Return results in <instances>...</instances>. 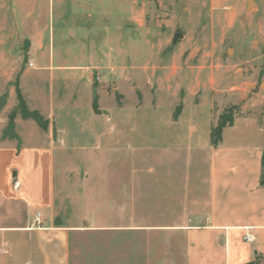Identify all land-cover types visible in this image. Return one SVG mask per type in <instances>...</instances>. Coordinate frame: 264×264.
Listing matches in <instances>:
<instances>
[{
    "label": "rangeland",
    "instance_id": "1",
    "mask_svg": "<svg viewBox=\"0 0 264 264\" xmlns=\"http://www.w3.org/2000/svg\"><path fill=\"white\" fill-rule=\"evenodd\" d=\"M148 1L139 5L132 37L109 39L82 31L73 37L50 36L54 7L0 0V97L6 101L0 109V136H17L14 122L6 125L19 107L18 96L28 111L36 107L45 120L53 107L46 132L29 121L21 136L28 144L38 143L41 133L53 142L56 224L106 226L132 216L138 226L166 227L137 237L153 242L158 264H212L210 255L216 251L208 244L198 251L193 239L177 229L200 224L207 216L209 133L222 110L237 107L240 115L235 129H224L223 143L256 142L257 125L264 128V0ZM109 45L115 49L110 59L119 62L121 57L123 66L135 68L131 81L99 84L93 75L90 91L30 67L42 64L39 55L46 61L50 46L60 63H104ZM121 49L125 53L118 57ZM171 68L177 74L169 82ZM168 87L180 102L168 97ZM93 94L100 100L96 117L89 112ZM159 95L166 98L158 102ZM181 100L182 114L172 124V106L179 109ZM131 107L141 108L127 111ZM120 108L127 110L117 115ZM244 116L255 124L240 119ZM128 206L137 212L118 210ZM197 254L201 261L193 258Z\"/></svg>",
    "mask_w": 264,
    "mask_h": 264
},
{
    "label": "crops",
    "instance_id": "2",
    "mask_svg": "<svg viewBox=\"0 0 264 264\" xmlns=\"http://www.w3.org/2000/svg\"><path fill=\"white\" fill-rule=\"evenodd\" d=\"M24 3L54 7L55 22L50 26V36L58 33L60 37H73L77 31H82L112 39L132 37L135 34L133 28L139 22V5L149 1L25 0ZM59 7L68 8L59 11ZM107 49L106 62L91 60L80 65L55 61L50 46L46 61L39 55L37 60L42 64L35 67L32 63L31 67L45 71L51 78L55 75L65 77L71 84L84 85L90 91L93 75L98 77L99 84L131 81L136 75L135 68L121 64L120 55L125 50L118 51L120 59L115 62L110 59L115 49L110 45ZM169 70L168 81L171 82L175 79L177 69ZM22 76H26V73ZM24 88L22 84L21 89ZM170 90L168 87V97L173 98L174 102H180L178 94ZM93 96L97 97L93 94L91 101ZM192 96L193 93H190L189 98ZM163 98H166L165 95H159L157 101ZM33 99L30 97L29 102H33ZM98 100L97 97V105ZM181 102V107L176 105L179 109L175 110L172 106L174 115L169 118L172 124L180 119L183 111ZM140 108H120L116 114H121L124 109L137 112ZM33 110L37 111V108ZM89 112L96 117L92 109ZM103 113L106 114L105 111ZM53 114V107L50 106L49 114L44 116L47 121H52ZM240 119L255 124V120L249 117ZM5 122L3 119L2 127ZM26 123L29 121L15 118L16 138L0 136V264H156L153 242L149 238L140 242L137 237L140 234L147 236L166 227L138 226L132 216L124 221L118 218L106 226L90 221L77 226L54 222L55 148L50 137H43L41 133H38V143L24 142L21 131ZM235 123L236 119L228 128L235 129ZM256 137L259 139L256 142L223 143L221 140L217 147H212L209 133L207 216L200 224H182L177 230L192 238L198 251L203 244L215 250L210 255L212 264H217L218 260L220 264H264V186L259 184L264 128L258 125ZM118 210L130 215L137 212L133 206L119 207ZM90 235H107L112 239L99 241V238H90ZM246 235L253 237V242H246ZM204 236L209 241L203 243ZM139 246H143L141 253L138 251ZM218 247L221 248L220 254L217 253ZM88 256L94 262L88 260ZM200 256L197 254L193 258L201 261ZM161 264L171 262L165 260Z\"/></svg>",
    "mask_w": 264,
    "mask_h": 264
},
{
    "label": "trees",
    "instance_id": "3",
    "mask_svg": "<svg viewBox=\"0 0 264 264\" xmlns=\"http://www.w3.org/2000/svg\"><path fill=\"white\" fill-rule=\"evenodd\" d=\"M19 107L16 108L9 116L7 127H13L14 119L19 116L22 120L32 121L42 131L46 132L48 129V121L45 120L37 111H28L24 101L18 96ZM92 110L95 114H99L97 105V97L93 96ZM237 107H229L222 110L217 116L215 124L210 130V144L212 147H217L222 140V133L225 128L231 127L236 118H239V113L236 112ZM262 173L260 177V186H264V152L261 157Z\"/></svg>",
    "mask_w": 264,
    "mask_h": 264
},
{
    "label": "built area",
    "instance_id": "4",
    "mask_svg": "<svg viewBox=\"0 0 264 264\" xmlns=\"http://www.w3.org/2000/svg\"><path fill=\"white\" fill-rule=\"evenodd\" d=\"M31 66H32V64L30 65V67ZM38 217H39V215H37L36 221H38ZM245 241L248 242V243H251V242H253V237L246 235L245 236Z\"/></svg>",
    "mask_w": 264,
    "mask_h": 264
},
{
    "label": "water",
    "instance_id": "5",
    "mask_svg": "<svg viewBox=\"0 0 264 264\" xmlns=\"http://www.w3.org/2000/svg\"><path fill=\"white\" fill-rule=\"evenodd\" d=\"M177 37H178V35H175L174 36V42L177 40ZM5 99L4 98H2V97H0V109L2 108V106L5 104Z\"/></svg>",
    "mask_w": 264,
    "mask_h": 264
},
{
    "label": "bare ground",
    "instance_id": "6",
    "mask_svg": "<svg viewBox=\"0 0 264 264\" xmlns=\"http://www.w3.org/2000/svg\"><path fill=\"white\" fill-rule=\"evenodd\" d=\"M251 6H252V4H251Z\"/></svg>",
    "mask_w": 264,
    "mask_h": 264
}]
</instances>
